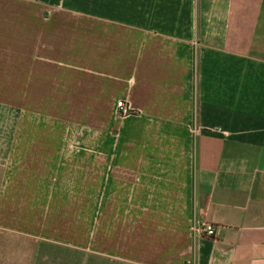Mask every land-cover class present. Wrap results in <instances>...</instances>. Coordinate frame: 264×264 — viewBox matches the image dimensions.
Returning <instances> with one entry per match:
<instances>
[{
	"label": "crops",
	"instance_id": "0c3cea01",
	"mask_svg": "<svg viewBox=\"0 0 264 264\" xmlns=\"http://www.w3.org/2000/svg\"><path fill=\"white\" fill-rule=\"evenodd\" d=\"M0 264H264V0H0Z\"/></svg>",
	"mask_w": 264,
	"mask_h": 264
},
{
	"label": "built area",
	"instance_id": "2783aa9c",
	"mask_svg": "<svg viewBox=\"0 0 264 264\" xmlns=\"http://www.w3.org/2000/svg\"><path fill=\"white\" fill-rule=\"evenodd\" d=\"M117 107L119 109V114L121 116H127L131 113L130 107L125 102H119L117 104ZM195 232L198 235L206 236V237H214L216 234L215 228L212 224L208 222H201L198 224Z\"/></svg>",
	"mask_w": 264,
	"mask_h": 264
}]
</instances>
